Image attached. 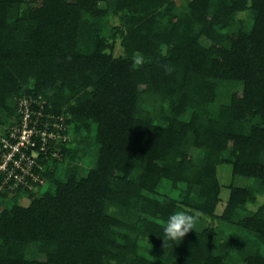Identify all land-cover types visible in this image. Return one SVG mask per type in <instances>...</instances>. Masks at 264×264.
I'll list each match as a JSON object with an SVG mask.
<instances>
[{"label":"trees","instance_id":"16d2710c","mask_svg":"<svg viewBox=\"0 0 264 264\" xmlns=\"http://www.w3.org/2000/svg\"><path fill=\"white\" fill-rule=\"evenodd\" d=\"M28 97L70 137L0 193V264H264V0H0V129ZM220 164L254 184L216 214Z\"/></svg>","mask_w":264,"mask_h":264},{"label":"built area","instance_id":"2783aa9c","mask_svg":"<svg viewBox=\"0 0 264 264\" xmlns=\"http://www.w3.org/2000/svg\"><path fill=\"white\" fill-rule=\"evenodd\" d=\"M18 119L0 129V193L43 185L41 160L59 156V144L69 139L64 114L45 110L40 99L20 98Z\"/></svg>","mask_w":264,"mask_h":264},{"label":"clouds","instance_id":"9594fccd","mask_svg":"<svg viewBox=\"0 0 264 264\" xmlns=\"http://www.w3.org/2000/svg\"><path fill=\"white\" fill-rule=\"evenodd\" d=\"M135 59L136 62L139 63L140 58L136 57ZM167 70L170 71L171 69ZM196 222L197 217L187 210L181 209L173 211L161 222V231L163 234L161 237L163 240L166 239L172 244L178 245L185 237V234H187L190 230L195 229ZM149 249L147 250L148 254ZM150 256L153 257V261L156 259L153 255Z\"/></svg>","mask_w":264,"mask_h":264},{"label":"rangeland","instance_id":"374dc122","mask_svg":"<svg viewBox=\"0 0 264 264\" xmlns=\"http://www.w3.org/2000/svg\"><path fill=\"white\" fill-rule=\"evenodd\" d=\"M217 175L221 184V191L219 194L220 200L216 206V214H219L223 210L226 200L228 198V194H229V189L227 187L228 185L232 184L235 186H252L254 184V180L246 179L241 176H232L231 168L230 165L228 164H220L217 167ZM261 201H262V196L258 195V202L260 203ZM18 202L21 205H27L28 199L26 197H22L19 199ZM251 208L253 209L255 207L251 206ZM204 223L202 222V224Z\"/></svg>","mask_w":264,"mask_h":264}]
</instances>
